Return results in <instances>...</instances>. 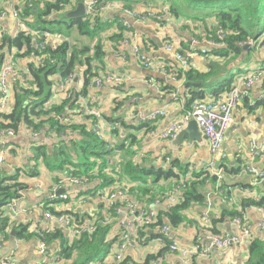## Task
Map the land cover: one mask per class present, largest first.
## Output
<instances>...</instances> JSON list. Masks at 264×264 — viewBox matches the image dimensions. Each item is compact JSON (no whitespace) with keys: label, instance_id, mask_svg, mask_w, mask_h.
<instances>
[{"label":"trees","instance_id":"obj_1","mask_svg":"<svg viewBox=\"0 0 264 264\" xmlns=\"http://www.w3.org/2000/svg\"><path fill=\"white\" fill-rule=\"evenodd\" d=\"M102 1L103 6L111 1H119L130 9H136L135 7L141 3L147 8L150 2L163 1L162 7H158L160 13L168 15L169 18H181L183 23H193H190V26L198 27L200 25H196V23H204L206 31L212 36L210 39L215 42L221 41L226 45L225 47L213 46L210 48L209 52L214 55L229 56L233 53L238 56L245 49V45L250 42L253 44L249 47L256 45L264 47V37L258 42V39L264 35V0ZM71 2L72 0H20V4L16 6L21 18L30 29L59 33L70 39V36L61 30V26L64 24L69 32L76 30L81 36H87L91 42L94 40L95 43L79 44L70 39L69 43L65 42L56 49H53L52 46L48 47V52L56 59L54 64L49 61L45 66H40L35 62L26 63V67H29L31 71V81L26 84L17 80L14 81L13 106L9 112L1 115L0 129L12 128L18 131L22 127L29 128L30 126L36 130L46 128L40 141L31 140L29 143L31 147L29 157L32 163L26 176L38 175L41 172L40 166L43 165L50 173H57V178L61 173L73 172L75 175L90 177L92 183L98 181L94 186L96 190L91 189L93 191L107 192L119 188L124 190L128 197L130 195L140 202L155 200L161 196L160 192L157 191V185L160 181L173 178L181 179V175L184 176L189 168L181 165L178 159L171 158L170 162L167 161L169 164L166 167L145 163L148 152L139 147V140L135 134L126 135L119 142L114 141L111 144L99 139L83 122L67 123L66 118L77 115L75 110L77 97L66 98L61 96L57 98V102L53 103L56 96L54 78L58 74L67 76L71 72L82 70L85 88H87L92 78L98 76L100 70L103 69V58L106 54L105 33L111 28L117 27L118 32L113 33L109 38L119 40L123 33L129 30L123 21L117 17L113 20L104 19L101 8H98L95 15L69 19L63 11L65 6ZM211 19H214L216 24L213 29L209 30L208 23ZM220 30L225 33L223 39L219 37ZM0 32V69L3 64L4 52L16 49V56L22 58H28L32 52L39 54L37 49V44L41 39L39 36L34 37L31 32L26 30L18 32L16 36L5 30ZM148 43L157 48L151 37L146 40L145 47ZM192 67L187 71L181 69L175 71L173 69V73L178 78L185 77L186 80V110L190 109L197 100L207 97V84L215 73L214 67L216 65H211V70L208 72H201ZM146 77H150V74ZM235 79L236 77L231 75L215 84L211 92L212 96L230 91L235 84ZM105 118L109 121L119 122L121 124L120 130L131 129L134 125L132 124L133 120L126 121L117 116L106 115ZM141 127H146V124H142ZM119 132L117 129L113 133L117 136ZM50 136L52 141L49 140ZM9 145L12 153L19 147L16 144H8L7 147ZM32 164H34L33 167ZM230 164L229 166L224 164L225 171L238 173L241 170L239 166H231ZM242 164L243 159L241 167ZM19 170L21 168L14 174H12L13 172H0V234L3 237H9V234L16 230L15 236L18 238L32 239L36 237L40 241H45L50 247L59 243L58 252L65 260H70L69 264H92L97 259L101 260L102 264L107 263L103 259L111 255L114 245L120 244L123 240L121 231L111 238L112 225L110 224H99L95 232L83 234L81 238L73 239L72 242L68 241L60 228L54 231L40 232L35 230L29 232V225L27 224L16 222L14 226H9L8 218L3 217V208L12 200L19 198L21 191L29 187L26 182L21 181L22 176ZM223 180L224 178L221 182ZM207 181L217 183V176L211 173L208 165L200 170H194L191 180L183 178L182 184L185 185V188L182 191L181 202L169 210H161L157 221L150 229L140 230V242L143 244L150 239L159 238L161 236L160 229L165 223H169L173 227H178L183 223L186 210L194 202L201 204L204 201L205 194L202 189ZM237 185L241 188L248 187L243 182ZM222 187L227 188L223 184ZM248 203L249 205L264 207V196L258 200L245 199L243 208ZM46 206L49 207L48 204ZM232 207V209L225 207L220 218L213 221V227L211 225L205 228H212L215 233L220 234L219 225L227 219L242 215L237 208ZM66 212L71 214L78 224L84 222V217L81 218L78 213H73L70 210ZM150 230H153L154 233H150ZM167 250L166 247L156 254H149L143 263L138 264H152L159 257L164 258V255L168 253ZM247 253L248 256L244 264H264V238L257 236L253 239L247 246ZM130 259V257L124 258L120 264L130 263Z\"/></svg>","mask_w":264,"mask_h":264},{"label":"crops","instance_id":"obj_2","mask_svg":"<svg viewBox=\"0 0 264 264\" xmlns=\"http://www.w3.org/2000/svg\"><path fill=\"white\" fill-rule=\"evenodd\" d=\"M1 4H3L5 8L12 6L16 7L20 4V0H11L10 2L2 0ZM155 4H157L155 8H146L144 7V4H138L139 6L135 7L136 10L145 14L147 18L144 20L130 18L129 22L132 26V30L125 31L119 40L109 38L113 33L118 32L117 27H113L105 33L106 54L103 58V69L100 70L99 75H103L105 71L121 73L127 69L132 70L131 67L135 64L138 65L134 58L132 47L126 46L122 43V40L126 35H131L132 37L133 34H137V38H135L138 41L141 51L157 60H164L167 63L168 68H171L170 71L172 75H175L173 73L174 70L179 71L182 66L173 54L167 52L165 48V40L177 42L178 48L182 53H187L189 51L194 52L192 68L196 70L208 72L211 70V65H216V67H214L215 73L207 84V97L212 96L211 92L215 84L229 78L231 75L234 78L236 77V81L238 77L246 75L249 71H262L259 80L253 85L248 88L242 86L241 91L243 92V96L234 112V123L228 131L227 138L223 144V152L226 155V158L219 166L224 164L229 166L231 163V166L237 165L241 168L243 157H251L250 151L253 141L257 142V144L264 149V47L260 45L248 47L238 56H235L233 53L229 56L211 54L209 50H211L210 48L213 46H209L207 40L212 36L206 31V28L203 25L204 23H196V25L199 24L200 26L195 27L193 25L190 26L191 22L183 23V21L180 20L181 18H177L178 20L169 18L168 15L159 12L160 10L158 7H162L163 1H156ZM148 5H151V3ZM102 16L104 19L110 20H113L116 17L122 21L124 19L119 12L111 9H104L102 11ZM158 16L160 19H158ZM215 24L214 19L209 20V30L213 29ZM16 29V20L11 16L0 19V31L5 30L9 34H14ZM74 34L81 36L76 30H74ZM85 37L87 38V36H82L81 39L78 40V43L88 44L84 42ZM149 37L153 40L155 38L159 39L163 44V47H159L155 40L157 48L150 43L145 47V42ZM263 37L264 35L258 39V42H260ZM92 42L90 41L91 44ZM225 46L226 45L223 43L222 46L216 47ZM203 48L208 50L207 53L202 52ZM124 57L129 60V64L125 61ZM27 60L28 58H22L19 56L16 58V63L19 67L25 68ZM132 71L135 74L136 79L122 87L104 81L101 87L88 86L85 88L84 77L82 75L83 71L77 70V79L73 83H70L67 86V89L74 92L77 97L81 93L86 96L90 95L95 97L92 104L101 110L104 117L106 115L117 116L125 120L129 115L134 116L132 121V124H134L133 128L120 130L117 136L115 133L108 130V123L111 121L105 118L104 122H101V124L113 141L119 142V140L126 135L135 134L139 140V147L148 152L147 157L145 158V163L166 167L169 164L166 162L167 159L171 158L178 159L181 165H185V167L189 168V171L184 176L181 175V179L173 178L171 180L160 181L157 185V191L160 192L159 194L161 196L157 197L155 200L140 202L129 195V199L135 200L140 207L153 205L158 212L161 210L166 211L169 210V208H167L165 196L176 191L182 184L183 178L185 180H191L194 170H200L207 166L210 158V150L208 144L203 138L200 142L196 141L193 144H189L188 140L190 135H186L183 143L178 144V137L176 139H165L161 136L170 125L180 120L186 110L185 100L187 94L185 93V77L173 79L171 76L164 75L161 72L158 73L147 70V72L139 73L134 70ZM148 74H150V77H146ZM151 77L155 79L154 83L149 81ZM61 96H63L62 92L57 97ZM76 107L77 106H75V109ZM155 110H163L165 114L155 121H147L145 117ZM73 122H83L87 127H90L92 119L85 114L78 113L73 117ZM142 124H146V127H141ZM43 136L44 134H41L35 139L30 138L28 141V149L31 151V147L29 146L31 140L40 141ZM24 140L25 138H23L21 144ZM49 140L52 141V137ZM21 144H18V146H21ZM1 149L2 148H0V151ZM23 156L24 154L21 150H16L14 153L10 150V154H6L5 161L1 165V172H13L15 168L23 165ZM251 162L257 165L259 169L264 170V153ZM240 172L241 170L238 173L227 172L221 183L217 182L215 184L207 181L202 189L205 194L204 201L201 204L194 202L185 212V221L178 227L172 226L171 234L175 241L180 244L189 245L199 239L204 243H208L210 233L215 232L212 228L206 229L205 227H210L211 225L213 227V221L220 218L225 207L230 209L233 208L232 206L235 207V205L228 200L229 198H232L235 201L236 206L243 208V202L245 199L250 198L258 200L264 196V186H253L251 184V176L246 174L239 176ZM45 173L47 176H45L41 182L30 183L29 187L26 190L21 191V196L17 198V201L21 204V208L25 207L28 209L27 212L18 215L17 223L29 225V232L35 230L40 232H44L45 230L54 231L55 229L60 228L68 241L72 242L74 239L73 232L64 225L57 223L55 220L47 218L45 216L46 210H50L53 213L70 210L73 213H78L81 218L84 217V222H89L95 217H105L109 214L106 200L97 196L95 194L96 191H93L96 190L94 189L96 188L94 186L98 181L94 183L91 181L85 187H69L66 191L70 197L65 201H48L47 196L52 185L56 181L57 173L53 174L49 171H45ZM232 176H235L236 178H232ZM27 177L28 176L22 178L26 183ZM241 182L248 185V187L241 188L238 186L237 184H241ZM222 184L226 185L227 188H223ZM208 194H211L214 206L211 210L212 221L210 224L205 225L203 222V216L207 211L206 199ZM20 198H22V200H20ZM118 201L119 204H121L123 199L118 198ZM43 202L48 204L49 207H41ZM259 208V206L249 205L248 203L243 210L250 218L253 231L260 235V223L264 219V214ZM218 228L220 233L228 232L235 234L238 232V228L233 219L225 220L218 226ZM111 233V238L120 233V229L115 222L112 224ZM9 235V237H3V244L0 249V260L11 256L16 260V264H33L44 260V256L39 251L41 241L36 237L32 239H22L12 235V232ZM151 242L155 244L153 245L152 243L150 245ZM161 249L158 239L153 238L146 243L126 248L124 251V258H131L130 263L127 264L143 263L147 255L156 254ZM58 250L59 243L52 245L49 250V255H58L60 257V264H69L70 260H65L61 257ZM247 256L248 253L246 246L234 244L225 249L213 248L209 257L197 258L191 264H244ZM164 258L166 261L174 263L180 261L178 255L169 252L164 255ZM103 261H108L111 264H120L114 261L112 255H108ZM92 264H102V262L97 259V261Z\"/></svg>","mask_w":264,"mask_h":264},{"label":"built area","instance_id":"obj_3","mask_svg":"<svg viewBox=\"0 0 264 264\" xmlns=\"http://www.w3.org/2000/svg\"><path fill=\"white\" fill-rule=\"evenodd\" d=\"M0 0V19L11 16L16 20L17 29L14 32V36L22 30L31 32L34 37L39 36L40 42L37 44L39 54L32 52L28 56V62H35L40 66H45L49 61L51 64L56 62V59L51 56L48 52V47L52 46L56 49L59 45L70 42V39L64 37L59 33H52L49 31L40 32L38 30L30 29L24 20L21 18L17 7H6L1 4ZM10 2L11 0H6ZM79 2H83L86 9L85 16L95 15L98 12V8L101 10L111 9L119 12L123 17V24L130 30L132 28L129 19L144 20L147 18L145 14H142L136 9L126 8L122 2L111 1L105 6L102 5V0H72L71 4L65 6L63 12H67L76 8ZM73 4V6H72ZM72 6V7H71ZM128 19V20H127ZM158 19L159 16H158ZM41 34V35H40ZM224 31H219V37L223 39ZM137 34L126 35L123 38V44L131 46L136 63L139 66L145 68L148 71H154L163 73L164 75L171 76L173 79H178L177 76L172 75L168 68L167 63L164 60H157L143 51H141L138 41L136 40ZM209 46H222L223 42H215L214 40H207ZM253 43L250 42L249 45ZM165 48L167 52L173 54L175 58L180 62L182 71H187L193 66L192 58L194 52L189 51L182 53L178 48V43L166 40ZM202 52H207V49L203 48ZM17 50L4 52L3 64L0 69V122L1 115L11 110L13 106V83L15 80L22 84H26L31 81V71L29 67L21 68L16 63ZM125 61L129 64V60L124 57ZM264 70V68H263ZM262 71L255 70L249 71L246 75L240 76L235 81L234 86L230 91L223 92L217 96L206 97L201 100H197L190 109L185 110L184 114L179 121L170 125L161 136L165 139H176L179 133L187 127L190 121L195 120L198 124L199 130L202 134V138L208 144L210 150V158L208 160V167L213 175L217 176V182H221L225 178L226 171L225 166L221 165L226 155L223 152V144L227 138L228 131L234 123V112L239 104L243 92L241 91L242 86L247 88L253 85L259 80ZM78 77V72H71L67 76L58 74L55 78V93L56 96L53 99V103L57 102V96L62 92L66 98L77 97L76 94L67 89L70 83H73ZM136 79L135 74L132 70L127 69L121 73H115L108 71L103 75L94 77L90 83V87H101L104 81L111 82L118 87H122L125 84L134 81ZM151 83H154L155 79L151 77L149 79ZM36 86L35 83H33ZM264 97V96H263ZM95 97L90 95L80 94L76 99V112L85 114L92 119L91 126L88 127L90 131L95 133L99 139L105 140L109 143H113V139L109 134L106 133L101 122H104L105 117L101 110L95 107L92 103ZM163 110H155L145 117L149 122L157 120L160 116L164 115ZM134 116L129 115L125 120L132 121ZM67 123L73 122V117L69 116L65 119ZM121 124L119 122H109L108 130L114 132L118 129L120 131ZM46 128L43 127L40 130H36L33 126L29 128L22 127L18 131L12 128H1L0 129V172L1 165L5 161L7 150V140L17 138L22 134V131H26L30 136L37 138L41 134H45ZM23 135V134H22ZM264 149L253 141L251 145L250 158L243 157V164L239 176L246 174L251 176V184L253 186L263 185L264 186V170L259 169L257 165L251 161L260 157L263 154ZM6 152V153H5ZM143 152V151H142ZM143 154L141 153V156ZM170 162V158L167 159ZM232 178H236L232 176ZM90 177L75 175L73 172H64L59 174L58 178L52 185L50 192L47 196L48 201L55 200H67L70 196L67 191L59 193L62 189H68L72 186L85 187L90 183ZM185 185H180L176 191L165 196L167 208L174 207L181 202V196ZM100 198H104L107 202L109 214L105 217L93 218L89 222H83L78 224L76 219L66 211L53 213L50 210L45 211L47 218L55 220L57 223L64 225L73 232V238L79 239L83 234H92L96 231L99 224L112 225L114 222L118 225L123 240L120 244H115L112 250V256L116 263H121L124 260V251L128 247H133L137 244H141L140 230L150 229L153 224L157 221L159 212L154 208L153 205L147 207H140L135 200H130L128 194L119 188L112 191H101L95 192ZM118 198L123 199V202L119 204ZM18 199L12 200L5 208H3V217L8 218L9 226L16 224L17 217L19 214L27 212L28 209L25 207L21 208V204L17 201ZM232 204L235 205L242 215L233 218L234 223L238 228V232L231 234L228 232L224 233H210L209 242L204 243L202 241L195 240L192 244H180L174 240L171 234L172 226L169 223H165L160 229L161 236L158 239L161 248H168V252L179 256L180 261L178 263L166 261L164 258L159 257L152 264H191L195 259L201 257H209L212 253L213 248L225 249L234 244L241 246H248L250 242L257 236L264 238V219L260 223L261 233L260 235L253 231L250 218L242 207L236 206L235 201L232 198L228 199ZM256 200V199H255ZM207 211L204 213L203 222L205 225L211 223V210L214 206L211 194L207 195L206 199ZM41 207L46 208V204L43 202ZM264 214V207L259 208ZM1 227V222H0ZM151 232V230H150ZM112 235V233L110 234ZM3 244V236L0 234V249ZM50 246L45 242L41 241L39 245V251L44 256V260L35 262L33 264H60V257L58 255H49ZM0 264H16V260L11 256L0 260ZM104 264H111L107 261Z\"/></svg>","mask_w":264,"mask_h":264},{"label":"water","instance_id":"obj_4","mask_svg":"<svg viewBox=\"0 0 264 264\" xmlns=\"http://www.w3.org/2000/svg\"><path fill=\"white\" fill-rule=\"evenodd\" d=\"M85 14H86L85 5L83 2H79L75 9L66 12V17H68L69 19H73V18L83 17L85 16ZM154 40L158 43L159 47H163V44L161 43L159 39L155 38ZM248 47H249L248 45H245V49H247ZM131 68L132 70L139 72V73L147 72L145 68L137 64H135ZM186 135H190V138L188 140L189 144H193L196 141L200 142L202 140V134L195 120L190 121L187 127L179 133L177 143L182 144L183 141L185 140ZM22 140H23V136L20 135L17 138H12V139L7 140V144L18 145V144H21ZM65 191L66 189L64 188L59 193H62ZM151 232H153V230H151ZM15 233H16V230H13L12 235H15Z\"/></svg>","mask_w":264,"mask_h":264},{"label":"rangeland","instance_id":"obj_5","mask_svg":"<svg viewBox=\"0 0 264 264\" xmlns=\"http://www.w3.org/2000/svg\"><path fill=\"white\" fill-rule=\"evenodd\" d=\"M150 3H151V5H148V7L155 8L157 6V4H155V2H150ZM72 6H73V4H72ZM63 13L66 14V12H63ZM61 30H62L63 33H66L67 35L70 36V39L72 40V42L78 43L79 42L78 40L81 39V37H82V36L75 35L74 34V30H70V32H69L65 28L64 24L61 26ZM84 42L90 43V38L89 37H87V38L85 37ZM93 43H95L94 40H93L92 44ZM22 134L24 135L23 138H25V140L21 144V146L17 147V150H21L22 153L24 154V156H23L24 163L20 167L15 168L12 174L16 173L18 171V169L21 168V170H19V172H21V176H22L21 178H24L26 176V173L31 168V163H32V161H31V159L29 157L31 155V151H30V149H28V141H29L30 138H32V139H35V138L30 136L29 133H27L26 131H22ZM7 150H8V153L10 154V145L8 146ZM33 165L34 164H32V167H33ZM40 168H41V171H44V172H40L38 175L28 176L27 177V183H26L27 185H29L30 183H34V182H41L43 180V178L45 176H47L46 173H45V171H47V170L44 168V166L42 165V166H40ZM21 181H24V180L21 179ZM20 200H22V198H20ZM153 242H156V241H153ZM153 242H151L150 245ZM154 244L155 243H153V245Z\"/></svg>","mask_w":264,"mask_h":264},{"label":"bare ground","instance_id":"obj_6","mask_svg":"<svg viewBox=\"0 0 264 264\" xmlns=\"http://www.w3.org/2000/svg\"><path fill=\"white\" fill-rule=\"evenodd\" d=\"M177 82H178V80H177ZM22 136V135H21Z\"/></svg>","mask_w":264,"mask_h":264}]
</instances>
